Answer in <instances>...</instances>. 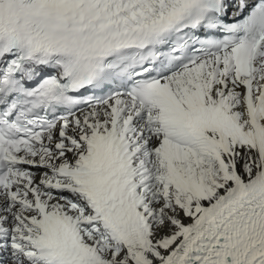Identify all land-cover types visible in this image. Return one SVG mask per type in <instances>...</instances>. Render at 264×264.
<instances>
[{"label": "snow or ice", "instance_id": "obj_1", "mask_svg": "<svg viewBox=\"0 0 264 264\" xmlns=\"http://www.w3.org/2000/svg\"><path fill=\"white\" fill-rule=\"evenodd\" d=\"M0 264H264V0H0Z\"/></svg>", "mask_w": 264, "mask_h": 264}]
</instances>
